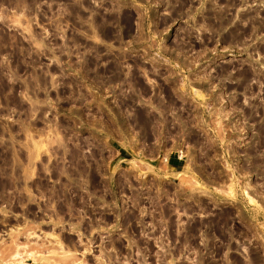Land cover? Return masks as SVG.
Masks as SVG:
<instances>
[{
	"label": "rangeland",
	"instance_id": "obj_1",
	"mask_svg": "<svg viewBox=\"0 0 264 264\" xmlns=\"http://www.w3.org/2000/svg\"><path fill=\"white\" fill-rule=\"evenodd\" d=\"M21 260L264 264V0H0Z\"/></svg>",
	"mask_w": 264,
	"mask_h": 264
},
{
	"label": "crops",
	"instance_id": "obj_2",
	"mask_svg": "<svg viewBox=\"0 0 264 264\" xmlns=\"http://www.w3.org/2000/svg\"><path fill=\"white\" fill-rule=\"evenodd\" d=\"M170 165L172 168H177L179 166V160L178 159H171Z\"/></svg>",
	"mask_w": 264,
	"mask_h": 264
},
{
	"label": "bare ground",
	"instance_id": "obj_3",
	"mask_svg": "<svg viewBox=\"0 0 264 264\" xmlns=\"http://www.w3.org/2000/svg\"><path fill=\"white\" fill-rule=\"evenodd\" d=\"M23 263H24V261L21 260V262H20L19 264H23ZM47 263H48V262H47ZM24 264H25V263H24Z\"/></svg>",
	"mask_w": 264,
	"mask_h": 264
}]
</instances>
